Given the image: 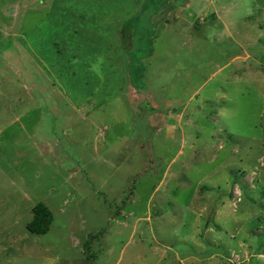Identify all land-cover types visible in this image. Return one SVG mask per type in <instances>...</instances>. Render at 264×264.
I'll list each match as a JSON object with an SVG mask.
<instances>
[{"label": "rangeland", "instance_id": "374dc122", "mask_svg": "<svg viewBox=\"0 0 264 264\" xmlns=\"http://www.w3.org/2000/svg\"><path fill=\"white\" fill-rule=\"evenodd\" d=\"M53 3L0 0V264H264V0H86L115 70L38 62Z\"/></svg>", "mask_w": 264, "mask_h": 264}, {"label": "crops", "instance_id": "0c3cea01", "mask_svg": "<svg viewBox=\"0 0 264 264\" xmlns=\"http://www.w3.org/2000/svg\"><path fill=\"white\" fill-rule=\"evenodd\" d=\"M82 3H86V0H54V3L52 4L54 5V7L51 14L47 15V18L43 20L46 22L41 25L39 29L36 28V25L33 26L30 42H28V44H30L31 51L38 57V62L39 60H41L42 64L45 66L54 65L58 62H61L59 56L60 54H63L62 61L68 60V62H70V60H73L74 62L78 63L80 67L87 61H89V64H94L99 61L101 65H105L108 68H111L113 70H115V68L118 69L119 63L118 61L114 63L113 56H115L116 54L119 58L120 51L122 52V54L124 52L123 50H121V46L124 40L123 33H121L120 35L117 31H115L113 45L106 47L99 46V48L96 49L94 46H92V40L94 37L91 36V40L87 37V22L81 20L82 14L80 13V10L82 8L80 4ZM76 4L78 5V7H73ZM71 29H73L74 31L73 35L71 33H67L71 32ZM48 41L51 42V46H49L48 48L52 47L53 52H55L56 54L55 58L49 56V53H47L48 56L44 55V47L46 46ZM85 47H88L90 51L92 50L90 52L92 54H90L88 57H86L85 54L89 51L86 50ZM102 48H104V51ZM131 50L133 51L132 46L130 48V51ZM99 51L104 52L102 55L101 53H99L101 55V58L97 57L96 54ZM70 53L71 55L68 58V54ZM77 53L81 54L78 58ZM155 53L156 52L153 50V53L151 55H148V58H153V55H155ZM109 54H111V59L108 56ZM18 58H21V56H18ZM84 58L85 60L83 61ZM146 58L147 56L143 57L141 60L143 61ZM21 61L22 58L20 59V63L22 64ZM63 63L64 66L68 65L70 67L69 64L65 62ZM114 75L115 74H113V76ZM32 83L35 84L36 81L34 80Z\"/></svg>", "mask_w": 264, "mask_h": 264}, {"label": "trees", "instance_id": "16d2710c", "mask_svg": "<svg viewBox=\"0 0 264 264\" xmlns=\"http://www.w3.org/2000/svg\"><path fill=\"white\" fill-rule=\"evenodd\" d=\"M135 53H137V52L135 51L133 53L134 56H135ZM146 53L148 55H151L153 53V50L150 49ZM148 55H143L141 57H145ZM141 70H143V72ZM144 71H146L145 68L139 69L137 77H140L141 79H144V81H145L146 74H144ZM135 80L139 82V80L137 78H135ZM33 212H34V216L29 221V223L27 224L28 229L31 232L37 233V234L48 232L50 229L51 223L53 221V213H52L51 209L49 208V206L46 203L40 201L33 206ZM103 234H104L103 230H100L97 233H89L90 237L88 238V240L85 243L86 248H88V250H90L92 248V242H93L92 239L96 238V237H101Z\"/></svg>", "mask_w": 264, "mask_h": 264}]
</instances>
